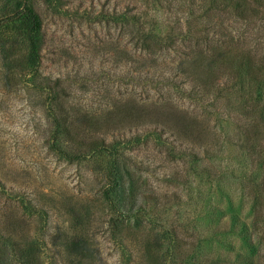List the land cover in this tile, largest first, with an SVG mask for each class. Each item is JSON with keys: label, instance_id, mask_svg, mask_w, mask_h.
Listing matches in <instances>:
<instances>
[{"label": "rangeland", "instance_id": "1", "mask_svg": "<svg viewBox=\"0 0 264 264\" xmlns=\"http://www.w3.org/2000/svg\"><path fill=\"white\" fill-rule=\"evenodd\" d=\"M17 1L0 0V20ZM32 5L42 20L38 72L27 74V21L0 23V255L27 264L15 246L25 254L28 238L44 232L20 199L46 197L55 199L47 237L74 220L92 237L94 261L82 264H264V200L260 218L254 215L255 189L264 186L256 133L264 126V18L209 13L207 0ZM148 34L155 35V58L141 49ZM205 35L222 49L228 44L233 57L250 53L261 91L220 59L199 62L196 44ZM55 81L49 103L40 88ZM65 113L80 136L122 142V158L139 174L138 215L125 222L108 204L91 209L112 157L88 153L65 136L59 149L67 154L53 151V115ZM185 126L190 131L183 133ZM80 155L87 158H74ZM116 219L117 227L129 221L130 232L115 235ZM41 261L49 263L46 250Z\"/></svg>", "mask_w": 264, "mask_h": 264}, {"label": "trees", "instance_id": "2", "mask_svg": "<svg viewBox=\"0 0 264 264\" xmlns=\"http://www.w3.org/2000/svg\"><path fill=\"white\" fill-rule=\"evenodd\" d=\"M207 8L205 11L207 12H226L230 14L233 18L242 20V21H254L256 19L264 18V0H207ZM207 13V14H209ZM215 14V13H214ZM27 21V29L28 33V41H29V56L30 58V66L31 70L27 71V68L22 66V62L20 58H18V62H20V66L27 71V74H34V72H38L41 64V53H42V45L40 34L42 32V20L40 15L37 13L35 8L32 5V0H19L16 2L15 9L8 17L0 20V23H7L12 21ZM136 21V20H135ZM139 21V20H137ZM209 27V26H208ZM206 29V28H205ZM225 31V29H223ZM152 37L155 38V35H145L142 37L141 49L144 51H150L153 58L156 56V47L152 46L154 42L152 41ZM139 40V39H138ZM207 47L201 46V42H206ZM198 53L199 56L197 59L199 62H203L205 60H214L215 63H219L217 60L220 59L221 66L231 67L235 66V59L239 62V66L237 71H232L234 75L236 73V77L240 78L242 73H245L248 78L252 80V82L257 84V91L261 89V81L259 77V70L257 67H253L254 62L250 61L251 54L248 53L245 55V51L237 53L236 57L232 56V52L230 51V46L226 44V47L223 49L217 44H214L209 40L208 37H201L199 41H197ZM158 50V49H157ZM245 55V56H244ZM261 69V68H259ZM257 71V73H255ZM230 73V75H231ZM190 74L191 69H190ZM37 75V74H36ZM194 76V75H193ZM243 76V75H241ZM36 77V76H35ZM238 82V81H237ZM55 84L50 87L49 84L41 85L44 90H48L49 93V103L53 100L52 93L53 88L59 84L58 81L54 82ZM57 84V85H56ZM261 91V90H260ZM260 93V92H258ZM55 95V94H54ZM263 96V95H262ZM56 98V95H55ZM258 96L257 99H259ZM54 101V100H53ZM261 103V102H260ZM62 107L64 108L63 103ZM50 105V104H49ZM246 105V103H245ZM52 110V109H49ZM64 112V111H63ZM66 116H62L60 118L57 115H53V123L54 130L52 131V135L50 136L51 149L53 151H57L61 154H67L66 151L59 149L62 139L66 138V140L78 147H85L88 149V153L98 154V153H106L107 155L112 157V163L107 171H101L102 177L105 181L103 190L101 195L96 200L98 206H94L93 208H98L109 205V207L114 210L115 214H119L120 218H126L130 220L131 217L138 215L144 209V203L140 204L141 197L139 195V190L137 189V184L139 182V174L131 170L127 164V162L122 158L120 146L122 142L120 140L114 139L111 142H107L106 139H98L92 137H82L79 133L73 128V126L69 123V117L65 113ZM131 118V117H130ZM128 118V119H130ZM139 119V116L136 117ZM186 119V118H185ZM199 133H203L207 131V126L205 122H198L196 124ZM183 133L190 131V126H185L183 128ZM256 133H258V142L260 144V150L257 153V156L264 153V146L262 145L264 139V126L256 127ZM87 132V131H86ZM260 133V134H259ZM202 135H199L195 138L201 140ZM209 136V135H208ZM199 137V138H198ZM210 137V136H209ZM252 140V139H251ZM211 153V152H207ZM75 159H83L87 158L86 155H80L74 157ZM131 166V165H130ZM262 189V190H261ZM254 191V189H253ZM256 192V193H255ZM255 203H254V215L255 219H259L261 216L263 200H264V186L260 189H255ZM45 199L40 200H30L28 198L20 199V205H22L23 210L26 213L35 218L37 221L36 228L38 231L44 232L42 236L38 239L28 238L27 241V251L24 252L20 249L21 244H17L15 247L22 255L26 257L27 264H43L41 261V253L43 250H46L49 254V263L47 264H60V262L65 261V263L73 264L74 262L78 264H82L83 260H91L94 261L93 251V241L90 235L85 234V231L82 233V227L79 229L77 226V220H74L73 225H69L67 221H64L62 225L57 226V229L54 233L47 237L46 231L48 229V222L50 217V211L53 210L54 206L52 203L55 202L54 198L44 197ZM91 209L87 211L90 212ZM117 209V210H116ZM56 210V209H55ZM118 211H121L118 213ZM89 214V213H88ZM135 214V215H134ZM73 219H77L73 217ZM117 223V219L114 222ZM122 227L116 224L114 228V234L118 235V233L122 234L123 232H130L131 228L127 227L126 224H131L129 221L124 223L122 220L119 222ZM71 224V222H70ZM51 226V225H49ZM70 226V228H69ZM129 226V225H128ZM52 227V226H51ZM82 233V234H81ZM177 237V236H176ZM12 242V241H10ZM26 243V242H25ZM15 245V244H14ZM27 255V256H26ZM0 264H11L6 255H0Z\"/></svg>", "mask_w": 264, "mask_h": 264}]
</instances>
